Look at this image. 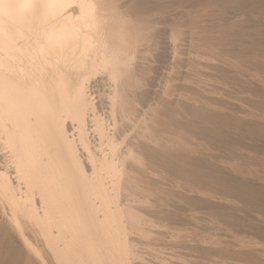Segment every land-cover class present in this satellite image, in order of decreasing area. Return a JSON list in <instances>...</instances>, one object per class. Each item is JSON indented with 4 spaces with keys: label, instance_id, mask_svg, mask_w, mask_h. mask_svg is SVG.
<instances>
[{
    "label": "rangeland",
    "instance_id": "1",
    "mask_svg": "<svg viewBox=\"0 0 264 264\" xmlns=\"http://www.w3.org/2000/svg\"><path fill=\"white\" fill-rule=\"evenodd\" d=\"M105 3L134 59L116 84L92 79L87 125L93 149L113 142L124 159V230L114 247L87 227L77 242L0 131V174L24 207L0 196V264H264V0Z\"/></svg>",
    "mask_w": 264,
    "mask_h": 264
},
{
    "label": "bare ground",
    "instance_id": "2",
    "mask_svg": "<svg viewBox=\"0 0 264 264\" xmlns=\"http://www.w3.org/2000/svg\"><path fill=\"white\" fill-rule=\"evenodd\" d=\"M107 1L0 0V131L8 139L5 141L15 147L22 173L33 179L56 206L77 242L82 241L87 227L92 233L102 230L114 247L115 223L119 226L123 220L117 201L119 182L125 172L124 159L117 156L120 149L113 142L106 146L99 142L98 149L92 148L87 125L91 114L87 116V112L96 111L95 97L89 93L92 79L105 75L115 83L122 71L130 69L134 46L128 45L124 34L114 35L110 31L112 16L107 14L111 11ZM95 118L92 126L100 140L102 123ZM67 121L75 125L73 138L66 130ZM0 181V196L11 201L12 187L7 176L0 174ZM16 201H11L10 206L15 211L24 209ZM17 216L12 217L19 224ZM125 246L120 245L119 251Z\"/></svg>",
    "mask_w": 264,
    "mask_h": 264
}]
</instances>
